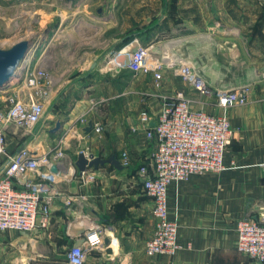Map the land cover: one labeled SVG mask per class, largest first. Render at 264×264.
Masks as SVG:
<instances>
[{
	"label": "crops",
	"instance_id": "1",
	"mask_svg": "<svg viewBox=\"0 0 264 264\" xmlns=\"http://www.w3.org/2000/svg\"><path fill=\"white\" fill-rule=\"evenodd\" d=\"M118 10L121 21L115 20V0L108 6L87 0L78 29L66 31L65 52L37 62L51 78L45 113L29 135L12 127L7 147L11 153L24 146L36 153L61 147L64 155L54 163L58 172L50 169L43 177L52 195L49 226L29 234L0 230V264H69L77 237L94 232L103 241L88 250L84 264H259L237 250L236 222L264 211V0H179ZM137 44L152 45L162 60L176 63L166 66L159 87L152 73L116 67L123 56L115 53ZM186 63L205 80L206 101L178 77ZM241 86L248 87L246 104L218 105V91ZM182 88L193 108L227 112L233 141L224 170L169 185L181 247L174 255L149 256L145 246L155 218L139 168L149 164L155 141L139 117L145 109L154 124ZM90 122L101 123V132L86 131ZM80 153L103 159L116 154L122 165L127 153L130 164L80 174Z\"/></svg>",
	"mask_w": 264,
	"mask_h": 264
},
{
	"label": "built area",
	"instance_id": "2",
	"mask_svg": "<svg viewBox=\"0 0 264 264\" xmlns=\"http://www.w3.org/2000/svg\"><path fill=\"white\" fill-rule=\"evenodd\" d=\"M124 50L118 53L119 57ZM127 54L132 72L153 74L156 81L163 77L167 65L152 45L137 44ZM178 74L201 94H209L205 80L190 64H182ZM51 78L47 66L36 65L25 74L24 81L6 95L7 107L0 109V158L6 156L0 170V230L29 234L38 228H47L51 220L52 195L43 181L55 161L64 155L61 147L50 153H36L24 146L19 151H7V133L14 127L30 134L45 113L46 98ZM248 87L220 90L216 93L218 105L223 109L247 103ZM192 98L183 90L170 98L159 112L154 124L147 110L140 113V122L147 137L155 141L151 166L142 165L144 192L153 201L155 228L147 240L145 251L149 256L174 255L180 249L179 223L170 217L169 185L182 182L195 174L216 173L226 168L225 154L232 144L234 129L225 110L212 113L195 109ZM96 132L102 125L93 123ZM88 155V154H87ZM123 165L130 164L127 153L122 154ZM31 175L35 177L31 178ZM237 250L259 264H264V211L258 217H241L236 222ZM103 239L98 233L89 234L81 246L67 252L69 264H84L88 250Z\"/></svg>",
	"mask_w": 264,
	"mask_h": 264
},
{
	"label": "rangeland",
	"instance_id": "3",
	"mask_svg": "<svg viewBox=\"0 0 264 264\" xmlns=\"http://www.w3.org/2000/svg\"><path fill=\"white\" fill-rule=\"evenodd\" d=\"M79 1L80 0H0V47L7 49L24 39L30 42L26 60L24 59L21 62L17 69V76H14L7 88L3 90L9 89L11 90L9 92H12L14 88L21 86L27 71L37 65L42 55L48 56L53 53L59 54L65 52V48L68 47L69 42V40H67L68 37L65 36L66 31L73 27L78 29L81 19L84 17L82 11L85 10V3L87 0L82 4H79ZM93 1L96 2V0ZM109 1L110 0H104L105 5L108 6ZM177 1L179 0H115V20L121 21L118 16L120 13L118 10L120 6L150 8L154 5H174ZM135 2H137V4ZM116 33H118V29H115V35ZM52 64H54L53 66L56 65L55 62ZM172 69L176 71L175 67ZM176 72L178 73V71ZM139 73L150 72L142 71ZM133 75L129 74V76ZM178 77L192 90V86L189 82L184 81L180 75H178ZM154 84L156 87H159L161 85V80H154ZM179 90L185 92V88ZM179 90H177L174 95H176ZM192 91L196 92L194 89ZM7 94L8 93H5V91H0V109H6L7 107ZM196 95L200 98L202 97L201 99L206 101L205 99H207L209 94L205 95L197 91ZM187 96L192 98L189 94ZM23 132L24 131H22V133ZM9 147L8 143V152H10ZM5 158L6 156L0 158V165L4 162ZM149 161V164H146L148 167L151 166V160ZM140 181L142 185V178Z\"/></svg>",
	"mask_w": 264,
	"mask_h": 264
},
{
	"label": "water",
	"instance_id": "4",
	"mask_svg": "<svg viewBox=\"0 0 264 264\" xmlns=\"http://www.w3.org/2000/svg\"><path fill=\"white\" fill-rule=\"evenodd\" d=\"M30 48V42L28 40H21L10 48H1L0 47V91H5V93H11V90H3L7 88L14 76H17V69L19 68L21 62L25 59ZM137 47H126L123 49L124 52L129 53L136 50ZM118 54L115 53V57ZM122 61V60H121ZM127 64V61L124 65ZM25 69V66H24ZM60 124L58 123L55 129H58ZM93 128V123L90 122L86 131H91ZM112 164L117 169H123L118 155L114 154L109 158L103 159L101 157L95 156L94 154L80 153L77 161L75 163L76 168L79 170L80 174H83L88 167L98 168L100 165ZM51 171L54 173L58 172V167L56 164L51 166ZM49 173V172H48ZM81 232H75L76 235H80ZM85 241V237L79 236L76 239L75 247L81 246Z\"/></svg>",
	"mask_w": 264,
	"mask_h": 264
},
{
	"label": "bare ground",
	"instance_id": "5",
	"mask_svg": "<svg viewBox=\"0 0 264 264\" xmlns=\"http://www.w3.org/2000/svg\"><path fill=\"white\" fill-rule=\"evenodd\" d=\"M123 57H122V61H120V63L118 65H122V64H125V62L127 61V54H125V52L123 54H121Z\"/></svg>",
	"mask_w": 264,
	"mask_h": 264
},
{
	"label": "trees",
	"instance_id": "6",
	"mask_svg": "<svg viewBox=\"0 0 264 264\" xmlns=\"http://www.w3.org/2000/svg\"><path fill=\"white\" fill-rule=\"evenodd\" d=\"M123 47V44H121V45H119V46H117V50H120L121 48Z\"/></svg>",
	"mask_w": 264,
	"mask_h": 264
}]
</instances>
